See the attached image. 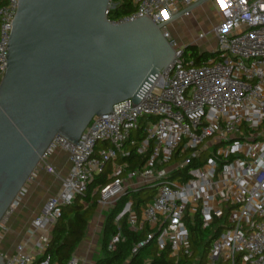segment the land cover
<instances>
[{"label":"built area","instance_id":"built-area-1","mask_svg":"<svg viewBox=\"0 0 264 264\" xmlns=\"http://www.w3.org/2000/svg\"><path fill=\"white\" fill-rule=\"evenodd\" d=\"M197 1L108 0L105 16L112 24L147 17L158 25ZM215 1L218 20L209 33L179 42L170 24L159 28L174 57L150 76L138 102L126 99L92 117L76 143L53 137L0 221V245L10 232L6 217L37 176H50L57 188L13 252L0 247L3 264H55L46 249L64 207L95 202L103 222L123 197L108 250L123 240L124 220L132 232H145L130 257L154 240L173 264L180 257L199 264L202 255L203 264H264V0ZM121 3L127 12L115 14ZM17 8L18 0H0V80ZM203 52L211 57L196 63L194 54ZM57 151L66 154L65 172L52 162ZM196 224L209 233L193 250L188 227ZM65 264L83 263L73 254Z\"/></svg>","mask_w":264,"mask_h":264},{"label":"water","instance_id":"water-1","mask_svg":"<svg viewBox=\"0 0 264 264\" xmlns=\"http://www.w3.org/2000/svg\"><path fill=\"white\" fill-rule=\"evenodd\" d=\"M206 1L154 25L108 22V0H18L0 80V221L55 135L76 143L92 117L138 102L174 57L159 28Z\"/></svg>","mask_w":264,"mask_h":264},{"label":"trees","instance_id":"trees-1","mask_svg":"<svg viewBox=\"0 0 264 264\" xmlns=\"http://www.w3.org/2000/svg\"><path fill=\"white\" fill-rule=\"evenodd\" d=\"M127 3H121L113 10L115 14H125ZM211 57L210 53L203 52L201 55L194 54V61L198 63L202 59ZM97 183H106L105 179L99 178ZM125 198H121L114 208L104 211V220L100 232L101 255L94 259V264H143L145 258H150V264H173L174 258L169 257V251L158 252L154 240H150L141 247L137 253L130 257L131 248L139 241L145 239V232H132L128 229L124 220L120 223V232L123 240L118 242L113 250L107 249V243L117 232L113 222L114 216L121 208ZM97 204L94 202L84 208L76 199L71 205L62 209V216L58 219L50 232V240L46 253L50 255L51 263L65 264L74 254L76 248L82 241L89 224L97 212ZM189 242L193 250L208 237L209 230H202L199 225L189 226ZM208 240L203 248L207 249ZM191 257L178 258L179 264H189ZM203 264V255L199 260Z\"/></svg>","mask_w":264,"mask_h":264},{"label":"crops","instance_id":"crops-1","mask_svg":"<svg viewBox=\"0 0 264 264\" xmlns=\"http://www.w3.org/2000/svg\"><path fill=\"white\" fill-rule=\"evenodd\" d=\"M52 162L62 172H65L68 169L66 154L62 151H57L55 153ZM46 178V183L42 180L33 181L28 187L27 193L22 199L20 206L5 219L6 224L9 222V229L10 226L16 224V229L12 232L15 242L18 240L20 232L24 230L30 219L40 211L46 197L57 188L56 181L47 175ZM101 226L102 222L99 221L96 213L91 220L82 241L74 252V256L83 264H94L95 258L92 257V251L97 240L100 238ZM15 242H13V244H15Z\"/></svg>","mask_w":264,"mask_h":264},{"label":"rangeland","instance_id":"rangeland-1","mask_svg":"<svg viewBox=\"0 0 264 264\" xmlns=\"http://www.w3.org/2000/svg\"><path fill=\"white\" fill-rule=\"evenodd\" d=\"M219 11V5L215 0H207L203 4L193 8L187 16H182L170 23V29L174 37L179 42H185L191 38H195L199 31L209 33L212 24L217 20V12ZM200 44H202L200 42ZM204 46V45H203ZM41 175V176H40ZM39 177L35 181L42 180L44 183L47 182L46 175L40 173ZM9 225V222L7 226ZM16 229V224L10 226V232L5 236L1 242V249L4 252H13L14 235L13 231ZM101 255L100 239L97 240L95 247L92 251V257L97 258Z\"/></svg>","mask_w":264,"mask_h":264}]
</instances>
